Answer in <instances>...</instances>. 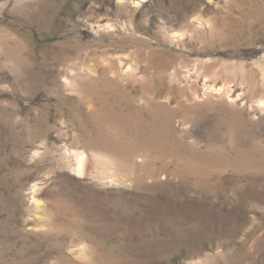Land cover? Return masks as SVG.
I'll return each mask as SVG.
<instances>
[{"label":"rangeland","instance_id":"obj_1","mask_svg":"<svg viewBox=\"0 0 264 264\" xmlns=\"http://www.w3.org/2000/svg\"><path fill=\"white\" fill-rule=\"evenodd\" d=\"M0 264H264V0H0Z\"/></svg>","mask_w":264,"mask_h":264},{"label":"bare ground","instance_id":"obj_2","mask_svg":"<svg viewBox=\"0 0 264 264\" xmlns=\"http://www.w3.org/2000/svg\"><path fill=\"white\" fill-rule=\"evenodd\" d=\"M80 163V162H79Z\"/></svg>","mask_w":264,"mask_h":264}]
</instances>
